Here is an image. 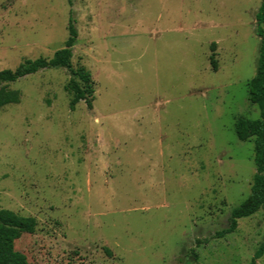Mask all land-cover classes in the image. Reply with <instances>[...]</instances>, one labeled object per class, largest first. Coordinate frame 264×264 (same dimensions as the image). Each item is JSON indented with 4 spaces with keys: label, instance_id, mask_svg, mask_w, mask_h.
I'll return each instance as SVG.
<instances>
[{
    "label": "rangeland",
    "instance_id": "1",
    "mask_svg": "<svg viewBox=\"0 0 264 264\" xmlns=\"http://www.w3.org/2000/svg\"><path fill=\"white\" fill-rule=\"evenodd\" d=\"M70 2L0 0V71L50 59L72 16L70 65L93 83L91 108L73 111L65 68L7 85L17 101L0 108V210L35 221L15 249L30 264H249L264 207L214 234L255 171L234 121L259 115L247 83L261 0Z\"/></svg>",
    "mask_w": 264,
    "mask_h": 264
},
{
    "label": "trees",
    "instance_id": "2",
    "mask_svg": "<svg viewBox=\"0 0 264 264\" xmlns=\"http://www.w3.org/2000/svg\"><path fill=\"white\" fill-rule=\"evenodd\" d=\"M71 5L70 0H67ZM257 25L256 34L260 38L258 50L257 67L254 76L247 83V100L256 105L259 111L258 118L250 119L239 116L234 121V133L241 142L252 139L254 174L250 186L249 195L235 208L231 209L226 228L214 234V238H222L235 231L237 221L247 218L264 207V36L260 25L264 24V0L255 15ZM68 37L64 47L56 50L50 59L37 58L24 60L14 70L0 71V108L17 101V92L10 90L7 85L28 75L35 74L41 70L65 68L69 72L66 88L71 93L69 110L83 102L88 109L93 101V88L90 73L79 66L72 69L70 65L71 48L73 47L77 32L74 27L72 16H69L67 24ZM214 44H211L213 48ZM212 51V50H211ZM210 67L216 70V62L213 53L209 56ZM35 230V221L32 217H24L6 209L0 210V264H30L24 253L15 249V242L24 234H32ZM107 254L110 252L105 249ZM264 254V237L255 250L250 263L256 264V260ZM192 264H197L196 262Z\"/></svg>",
    "mask_w": 264,
    "mask_h": 264
}]
</instances>
